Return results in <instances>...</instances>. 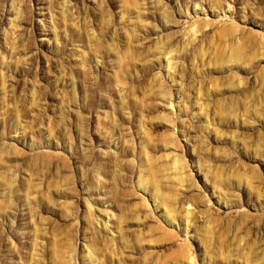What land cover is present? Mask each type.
<instances>
[{"label":"rangeland","instance_id":"1","mask_svg":"<svg viewBox=\"0 0 264 264\" xmlns=\"http://www.w3.org/2000/svg\"><path fill=\"white\" fill-rule=\"evenodd\" d=\"M0 264H264V0H0Z\"/></svg>","mask_w":264,"mask_h":264}]
</instances>
